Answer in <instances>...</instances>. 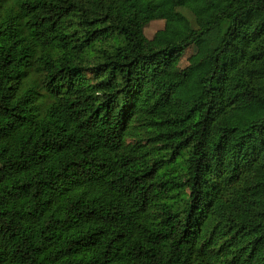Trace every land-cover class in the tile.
<instances>
[{
  "label": "trees",
  "instance_id": "16d2710c",
  "mask_svg": "<svg viewBox=\"0 0 264 264\" xmlns=\"http://www.w3.org/2000/svg\"><path fill=\"white\" fill-rule=\"evenodd\" d=\"M205 1L0 0V264H264V0Z\"/></svg>",
  "mask_w": 264,
  "mask_h": 264
},
{
  "label": "rangeland",
  "instance_id": "374dc122",
  "mask_svg": "<svg viewBox=\"0 0 264 264\" xmlns=\"http://www.w3.org/2000/svg\"><path fill=\"white\" fill-rule=\"evenodd\" d=\"M177 2L180 7L188 9L194 15L206 20L207 22H210L217 15V12L212 10L205 0H177ZM221 41L222 37H217L206 48H200L198 46L190 47L183 53L182 59L172 67L171 74L178 75L196 61L210 55L214 49L220 45ZM155 45L158 48L164 46V42L161 37L156 39Z\"/></svg>",
  "mask_w": 264,
  "mask_h": 264
}]
</instances>
